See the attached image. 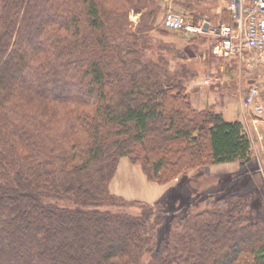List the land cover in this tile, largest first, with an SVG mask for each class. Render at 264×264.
Segmentation results:
<instances>
[{
  "label": "trees",
  "instance_id": "trees-1",
  "mask_svg": "<svg viewBox=\"0 0 264 264\" xmlns=\"http://www.w3.org/2000/svg\"><path fill=\"white\" fill-rule=\"evenodd\" d=\"M162 1L0 0V264H264V215L239 200L158 240L164 207L110 191L122 157L159 184L251 161L242 122L195 108L196 71L150 36Z\"/></svg>",
  "mask_w": 264,
  "mask_h": 264
},
{
  "label": "rangeland",
  "instance_id": "rangeland-1",
  "mask_svg": "<svg viewBox=\"0 0 264 264\" xmlns=\"http://www.w3.org/2000/svg\"><path fill=\"white\" fill-rule=\"evenodd\" d=\"M176 1L181 3L185 0L162 1L163 10L158 17L159 28L150 33V36L172 45L175 54L184 55V58L179 55V58L172 59V67L177 68L184 65L196 71L197 74L186 83L192 103L193 98L198 99V95H195L196 92L201 91L205 86H211V88L218 86V92L221 93L215 104H206L204 108H212L220 112L217 108L224 105L225 95L241 102L251 84L250 77H248L249 70L244 64H240L235 59L223 60L215 57L212 35H209L210 39L209 36L202 34L173 32L163 26V18L169 10L183 14L193 24L192 14L179 8ZM196 2H199L203 11L208 12V14L204 13L205 15L198 24L208 21L217 25L221 17L224 18V22H229V18L226 17L229 15L226 9L228 0H195ZM130 21V27L134 29L138 24L139 15L132 13ZM207 79L212 83L203 84ZM194 107L198 108L195 105ZM238 111L239 108L234 110L237 113L236 116H238ZM240 121L252 142L251 161L247 164L241 165L240 162L204 164L190 169L169 183L161 184L164 185V190L155 196L156 201H148L150 198H144L141 196L143 194H139L145 192V186L140 182L138 172L141 171L140 165L136 164L137 168L128 157H122L110 182V191L127 200H138L150 204L159 202L164 207L166 221L157 229L158 240L172 238L175 229L181 227L180 220L183 216L209 209L216 200L222 201L225 198L232 201L239 200L244 209L251 212L252 215H264V120L257 119L254 115L246 117L243 112ZM147 183L151 186H147L145 196L155 194L148 192L149 188H160V184L155 181L150 180Z\"/></svg>",
  "mask_w": 264,
  "mask_h": 264
},
{
  "label": "built area",
  "instance_id": "built-area-1",
  "mask_svg": "<svg viewBox=\"0 0 264 264\" xmlns=\"http://www.w3.org/2000/svg\"><path fill=\"white\" fill-rule=\"evenodd\" d=\"M229 23L192 24L173 10L166 12L163 26L173 32L202 34L217 38L213 46L215 57L238 60L248 70L259 68L255 81L242 98V107L257 119L264 120V0H228ZM208 85L209 79L203 82Z\"/></svg>",
  "mask_w": 264,
  "mask_h": 264
},
{
  "label": "crops",
  "instance_id": "crops-1",
  "mask_svg": "<svg viewBox=\"0 0 264 264\" xmlns=\"http://www.w3.org/2000/svg\"><path fill=\"white\" fill-rule=\"evenodd\" d=\"M248 73H249L248 77H250L249 79L251 80V84H252L255 81L257 74L259 73V68L256 67L253 70H249ZM251 84L249 85V87L251 86ZM249 87H248V89H249ZM248 89H247V91H248ZM218 90H219L218 86H215L212 88H211V86H205L204 89H202L199 92H196L195 95H198V99L193 98V104L198 108H204L206 106V104L207 105L208 104L209 105L215 104L216 99L220 97V93H221V92H218ZM241 102H242V100H241ZM241 102H240V100H236V101H235V99L233 100V98L229 95H225L224 105L221 107L219 106L217 109H218V111H220L224 115V117L228 121H234V120L240 121V117H241L243 112H244V115L246 117H251V115H254L253 113H251V111L244 109L242 107ZM238 108H239V111H238L239 113H238V116H236L237 111L234 112V110H236ZM240 110H242L243 112H241ZM138 166H137V168H138ZM139 168L141 169V171H138L140 174V180H141L140 182L143 183L145 186V188H144L145 192H141L139 194H143L141 196L144 198H147V197L150 198V199L147 198L148 201H154V200L156 201L157 198L155 196L158 195L160 192H162V190H164L163 189L164 185L160 184V188L159 187H151L152 189L149 188L148 192H153L155 194H151L150 196H145L147 189H148L147 186H151V185H148V183H147L150 180L147 178L146 174L144 173V171L142 170V168L140 166H139ZM137 170H139V169H137ZM152 186H154V185H152Z\"/></svg>",
  "mask_w": 264,
  "mask_h": 264
}]
</instances>
